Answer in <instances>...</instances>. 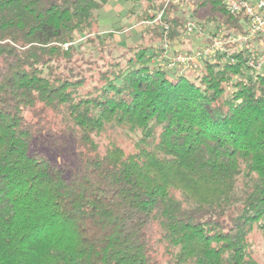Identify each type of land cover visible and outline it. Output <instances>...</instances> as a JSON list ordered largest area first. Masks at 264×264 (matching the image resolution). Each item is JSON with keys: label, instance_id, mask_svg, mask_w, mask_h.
Instances as JSON below:
<instances>
[{"label": "trees", "instance_id": "16d2710c", "mask_svg": "<svg viewBox=\"0 0 264 264\" xmlns=\"http://www.w3.org/2000/svg\"><path fill=\"white\" fill-rule=\"evenodd\" d=\"M108 1L0 0V264H264V68L231 45L182 74L155 60L190 50L184 4L228 34L245 15L125 0L144 24L125 45Z\"/></svg>", "mask_w": 264, "mask_h": 264}, {"label": "built area", "instance_id": "2783aa9c", "mask_svg": "<svg viewBox=\"0 0 264 264\" xmlns=\"http://www.w3.org/2000/svg\"><path fill=\"white\" fill-rule=\"evenodd\" d=\"M231 13H242L246 17L244 30H237L227 33L223 27L207 30L204 24L193 21L187 17L183 29V37H196L207 42L197 48L186 51L171 52V43L167 40L163 43L162 49L156 61L164 64L168 69L178 71L180 74L191 70L197 71L201 63L217 54L229 51V45L236 50L247 52V64L255 73H260L264 68V52L258 49V39L264 37V0H220ZM179 3L180 0H173ZM162 17V12L157 18ZM166 34L169 26L165 24ZM223 60H228L224 57ZM230 62L235 63V58Z\"/></svg>", "mask_w": 264, "mask_h": 264}, {"label": "rangeland", "instance_id": "374dc122", "mask_svg": "<svg viewBox=\"0 0 264 264\" xmlns=\"http://www.w3.org/2000/svg\"><path fill=\"white\" fill-rule=\"evenodd\" d=\"M146 1L143 2L145 5ZM133 7V12H131V8ZM195 4L189 3L187 5H183V8L187 12V17L191 18L193 21L200 23L198 17L192 16ZM142 4H134L131 2H127L125 0H109L99 11V30L107 34V32L112 31L115 34V39L119 40L123 44L134 43L137 40H140L141 32L143 30L144 24L139 23L140 14L142 11ZM201 24H204L203 22ZM206 29H212L214 26L212 24L205 23ZM188 45L190 49L197 48L198 46L203 44V40L196 37L195 35L187 38ZM171 52L173 51H186L187 48L184 47L181 43L171 44ZM163 46V45H162ZM154 47H158L156 44ZM153 47V48H154ZM157 49V48H156ZM160 48L157 51L160 52ZM149 54H153V51L150 50ZM196 74H193L192 77H195ZM254 240V252L261 259L264 255L263 246L264 239L261 234L257 233L253 235Z\"/></svg>", "mask_w": 264, "mask_h": 264}]
</instances>
